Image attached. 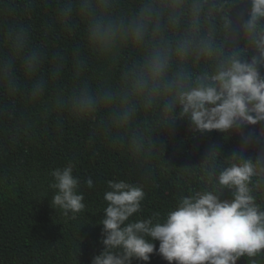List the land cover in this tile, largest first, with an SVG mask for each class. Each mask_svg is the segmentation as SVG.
Wrapping results in <instances>:
<instances>
[{"label": "trees", "instance_id": "trees-1", "mask_svg": "<svg viewBox=\"0 0 264 264\" xmlns=\"http://www.w3.org/2000/svg\"><path fill=\"white\" fill-rule=\"evenodd\" d=\"M85 0H0V67L11 57L19 82L15 91L0 82V264H91L103 251L102 228L107 206L103 195L108 181L143 185V218L165 214L177 198L211 188L209 172L216 175L233 155L255 160L264 154V122L233 128L228 133H199L177 113L165 119L160 107L136 104L128 123L118 126L112 106H101L86 119L74 118L57 97L87 86L93 94L116 90L126 67L138 52L123 48L101 56L90 48L87 20L76 6ZM113 16L131 13L138 0H109ZM219 17L232 20L231 29L217 19V40L226 49L239 37L246 47L242 24L251 0H219ZM73 11L65 15L69 7ZM24 32L29 49L42 53L33 77L23 70L22 59L12 54L9 37ZM27 54V52L25 53ZM59 74L53 76L54 66ZM264 74V69H261ZM45 81L44 95L33 102L34 82ZM215 153L214 158L209 157ZM72 163L81 179L85 209L76 219L51 206L54 190L50 172ZM91 177L94 187L85 180ZM214 179V177H213ZM223 190L222 200L232 199ZM264 203V194H258ZM156 249L159 241L155 242ZM132 264H169L161 255ZM237 264H248L241 257Z\"/></svg>", "mask_w": 264, "mask_h": 264}, {"label": "clouds", "instance_id": "clouds-1", "mask_svg": "<svg viewBox=\"0 0 264 264\" xmlns=\"http://www.w3.org/2000/svg\"><path fill=\"white\" fill-rule=\"evenodd\" d=\"M251 4L242 24L246 47L242 50L241 39L235 37L228 50L217 40L216 21L221 19L226 29L233 22L219 17L223 8L219 0H138L124 16L111 14L109 0H85L75 10L87 20L93 52L108 56L132 48L139 56L123 71L116 90L93 94L85 86L57 97L55 103L77 119L112 106L118 126L128 123L136 104L160 107L165 119L178 110L179 117L199 133H228L264 122V0ZM71 11L70 6L65 15ZM9 43L13 56L22 59L25 74L35 76L42 53L29 49L24 32L10 36ZM14 66L10 57L0 67V82L9 91L20 86ZM59 71L60 66H54L53 76ZM45 86V81L33 83V102L44 95ZM208 175L210 189L181 196L162 216L147 218L136 215L142 212L146 196L143 185L108 181L110 190L103 195L107 206L99 221L104 248L91 264L148 262L157 251L169 264H237L241 257L248 264H264V203L258 201V194H264V154L255 160L233 155L218 175ZM50 176L51 206L76 219L86 205L75 166L57 167ZM85 184L94 187L91 177ZM225 189L232 199H221Z\"/></svg>", "mask_w": 264, "mask_h": 264}]
</instances>
